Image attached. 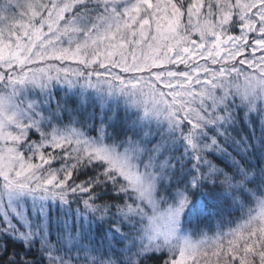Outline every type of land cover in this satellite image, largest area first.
Masks as SVG:
<instances>
[{"label": "snow or ice", "instance_id": "6c2138e0", "mask_svg": "<svg viewBox=\"0 0 264 264\" xmlns=\"http://www.w3.org/2000/svg\"><path fill=\"white\" fill-rule=\"evenodd\" d=\"M0 264H264V0H0Z\"/></svg>", "mask_w": 264, "mask_h": 264}, {"label": "trees", "instance_id": "16d2710c", "mask_svg": "<svg viewBox=\"0 0 264 264\" xmlns=\"http://www.w3.org/2000/svg\"><path fill=\"white\" fill-rule=\"evenodd\" d=\"M54 167H58L59 166V163L57 162V163H54V165H53Z\"/></svg>", "mask_w": 264, "mask_h": 264}]
</instances>
